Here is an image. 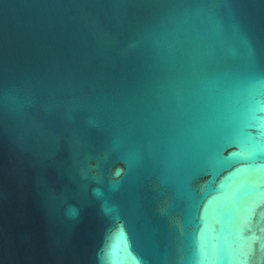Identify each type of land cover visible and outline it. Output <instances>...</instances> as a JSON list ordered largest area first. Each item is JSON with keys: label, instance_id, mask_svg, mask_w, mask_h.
Masks as SVG:
<instances>
[{"label": "water", "instance_id": "obj_1", "mask_svg": "<svg viewBox=\"0 0 264 264\" xmlns=\"http://www.w3.org/2000/svg\"><path fill=\"white\" fill-rule=\"evenodd\" d=\"M0 264H264V0H0Z\"/></svg>", "mask_w": 264, "mask_h": 264}]
</instances>
